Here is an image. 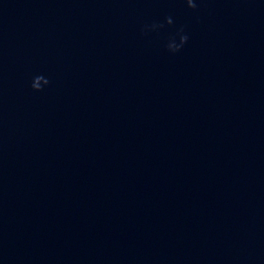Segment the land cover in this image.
<instances>
[{
  "label": "clouds",
  "instance_id": "obj_1",
  "mask_svg": "<svg viewBox=\"0 0 264 264\" xmlns=\"http://www.w3.org/2000/svg\"><path fill=\"white\" fill-rule=\"evenodd\" d=\"M187 6L191 9H196L197 7V4L194 2V0H185ZM173 21H172V18L171 17H168L166 18V24L167 25H172ZM164 27V24H153L151 26H145L143 29H142V32L144 34H146L148 31H155L159 28H163ZM177 38H178V41L177 42ZM189 37L184 33V29L183 28H180L179 30H177V32L175 33L174 36L170 37L169 38V41L166 45V48L167 50L170 52V53H177L179 52L183 47L184 45L187 43ZM49 84V80L46 79L44 76H36L33 78V81L31 83V88L34 90V91H42L43 90V86L45 85H48Z\"/></svg>",
  "mask_w": 264,
  "mask_h": 264
}]
</instances>
